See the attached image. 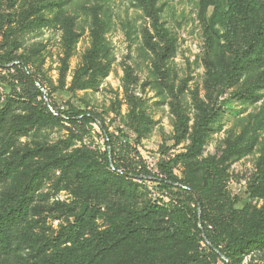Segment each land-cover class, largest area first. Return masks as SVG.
I'll use <instances>...</instances> for the list:
<instances>
[{"label": "rangeland", "instance_id": "rangeland-1", "mask_svg": "<svg viewBox=\"0 0 264 264\" xmlns=\"http://www.w3.org/2000/svg\"><path fill=\"white\" fill-rule=\"evenodd\" d=\"M251 1L0 0V57L27 63L46 97L27 106L18 73L0 69V108L13 103L32 122L18 140L20 154L51 148L75 167L100 161L88 177L95 191L85 203L72 188L57 186L59 171L40 184L26 234L7 254L0 251V264H44L73 248L64 240L81 244L90 236L68 227L85 205L94 209L87 232L128 223L135 233L93 264L181 258L188 260L180 264H224L195 243L197 212L202 236L216 237L222 249L230 235L248 237L233 264H264V29L258 34L264 0ZM93 11L105 28L100 56L93 53ZM50 108L97 122L36 121ZM100 123L111 138L114 167L106 165ZM167 164L187 187L158 182L167 179ZM10 187L0 181V207ZM147 209L150 215L133 220Z\"/></svg>", "mask_w": 264, "mask_h": 264}, {"label": "trees", "instance_id": "trees-1", "mask_svg": "<svg viewBox=\"0 0 264 264\" xmlns=\"http://www.w3.org/2000/svg\"><path fill=\"white\" fill-rule=\"evenodd\" d=\"M251 3L252 1L249 0ZM93 19V53L96 56H100L103 51H106L107 46L105 43V28L101 22L98 12H92ZM264 22L262 27L259 28L258 34L263 36ZM0 69L11 72L16 71L19 75L18 81L21 84H26L28 92V101L30 103L27 106H33L37 98L46 99L44 93L36 86V79L31 75L28 70L27 63H17L13 59H7L6 57H0ZM234 72L231 73L230 78H233ZM19 98V97H18ZM19 102H22L20 99ZM48 114L40 113L41 117L36 121L42 122L45 125H51L56 120L69 121V123H95L97 119L92 115L85 113H73L72 111H60L59 117H54L49 110ZM72 112V113H71ZM31 120L26 116L17 112L13 103L6 104L3 108H0V181L11 186L6 197L0 207V251L7 254L10 251L15 239L21 235L20 233L26 231L27 226L30 224L31 213L34 211V193L42 182L46 179L51 180L50 176L56 174L59 171L60 177L57 179V186L65 185L67 188L74 190L75 196L85 203L93 196L95 188L90 187L89 176H92V168L96 167L95 164H100V161H94L95 163H84V166H74L73 158H62V154H58L51 148H38L32 149V151L21 150L18 147V140L21 136H26L30 131ZM101 130L106 134L108 149L106 155V165L108 168L114 167L113 155L111 152L112 142L106 127L100 123ZM254 145L250 148L252 149ZM18 149V150H17ZM12 160V161H10ZM75 161V160H74ZM8 163V165L6 164ZM83 165V164H82ZM81 172L85 175H76L74 172ZM164 174L167 179H157L159 183L165 189H171L176 187H187V185L181 183L174 175L171 164L163 166ZM129 176V175H128ZM132 176V175H131ZM130 176V177H131ZM138 178H149L147 173H139L136 175ZM120 179H128L129 177L119 176ZM74 180H77V184L73 185ZM192 191V190H191ZM196 198L197 205H202V202ZM69 207V206H67ZM76 208L73 209V212ZM102 211H98L101 213ZM151 210L138 211L133 220L139 222L141 219L150 215ZM178 212H182L178 210ZM70 214V213H68ZM94 209L89 205H85L83 212L80 214L73 213L74 223L69 221L68 230L72 232L76 230V234L80 238L85 239L87 235L88 239L79 244L80 240L70 239L64 240L63 245L69 243L74 244L73 248L66 247L60 253H56L47 259L43 260L44 264H93L95 261L101 258L109 257L119 247V244L131 239L133 231L127 229L128 223L117 224L111 227L109 230L103 233H97L95 230L87 232L90 227L89 220L93 218ZM177 214V212H176ZM264 218V210L261 212ZM194 233L197 235L195 243H205L209 249L208 256L213 259H221L225 257L227 261L224 264L237 263L240 258V249H242L248 240V237L243 235H230L227 239L225 249H222V243L213 236L203 237V229L200 227L202 218L198 212L194 215ZM175 216H172L171 224H175ZM262 219L259 220L255 227V232L259 231V225H261ZM86 232V233H85ZM127 233V235H126ZM72 234H74L72 232ZM135 235V233H134ZM133 235V236H134ZM193 240V239H192ZM261 245L264 244V238ZM91 245H90V244ZM259 244V243H257ZM95 245V246H94ZM94 246L95 250L92 251L88 248ZM187 258L170 260L167 264H180L179 261L186 262Z\"/></svg>", "mask_w": 264, "mask_h": 264}, {"label": "built area", "instance_id": "built-area-1", "mask_svg": "<svg viewBox=\"0 0 264 264\" xmlns=\"http://www.w3.org/2000/svg\"><path fill=\"white\" fill-rule=\"evenodd\" d=\"M50 110H51V113H52L54 116H56V117H59V116H60V111L55 110V109H53V108H50Z\"/></svg>", "mask_w": 264, "mask_h": 264}, {"label": "water", "instance_id": "water-1", "mask_svg": "<svg viewBox=\"0 0 264 264\" xmlns=\"http://www.w3.org/2000/svg\"><path fill=\"white\" fill-rule=\"evenodd\" d=\"M197 201L199 202V200L197 199ZM199 208H200V205H199ZM223 258L225 259V261H227L228 262V260L223 256Z\"/></svg>", "mask_w": 264, "mask_h": 264}]
</instances>
